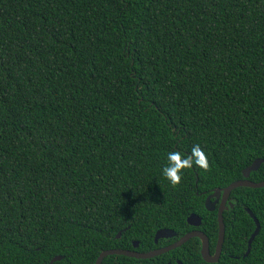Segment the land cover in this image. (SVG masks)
<instances>
[{
    "label": "trees",
    "instance_id": "16d2710c",
    "mask_svg": "<svg viewBox=\"0 0 264 264\" xmlns=\"http://www.w3.org/2000/svg\"><path fill=\"white\" fill-rule=\"evenodd\" d=\"M197 144L208 168L172 186L168 153ZM256 159L248 180L261 182L264 0H0V264L148 252L192 231L191 214L213 253L205 199ZM228 202L214 264H264V187H237ZM246 208L260 229L244 256ZM160 229L176 236L154 243ZM177 261L210 264L197 238L101 264Z\"/></svg>",
    "mask_w": 264,
    "mask_h": 264
},
{
    "label": "water",
    "instance_id": "95a60500",
    "mask_svg": "<svg viewBox=\"0 0 264 264\" xmlns=\"http://www.w3.org/2000/svg\"><path fill=\"white\" fill-rule=\"evenodd\" d=\"M262 162H263L262 159H256L255 161L252 162L251 165H249L248 167L243 169V171H242L243 179L234 181L222 189H216L210 195H208L206 197L205 208L208 211H214L215 210V204L219 203L218 208H217L218 236H217V242H216L213 254L210 253L207 236L204 233H202L201 231H190V232L186 233L185 235L181 236L180 238H178L175 242H173V243H171L165 247L154 249V250L144 252V253L137 252L134 249L133 250H124V249H107V250H104L96 258L95 264H101L102 260L105 257L110 256V255H123V256L132 257V258H136V259L153 258V257H156L158 255L167 253V252H169V251H171L177 247H180L185 242H187L190 238H194V237H198L201 241L200 255H201L202 259L206 263H210V264L216 263L219 260L221 250H222L223 241H224L225 225L223 222V212L225 209H227L226 204L227 203L230 204L228 202L229 196H230L232 190H234L237 187H250V188H263L264 187V181L252 182V181L248 180L249 174L252 171H256ZM245 210L247 211L249 216L253 219L254 224H255V229L247 241V249H246V252L244 254V256H247L249 251H250L252 241L254 240V238L257 236V234L259 232L260 224H259L258 220L255 218V216L253 215V213L248 208H246ZM187 223L193 227H199L201 225V218L195 214H191L187 218ZM120 236H121V232H119L116 235L117 238H119ZM175 236H176L175 232H173L170 229H160L154 235V243H157L159 239H170V238H173ZM137 246H138V243L134 242L133 248H137ZM61 258H62L61 256L54 257L50 261V263H52L54 261H58ZM178 264H182V263L179 262Z\"/></svg>",
    "mask_w": 264,
    "mask_h": 264
},
{
    "label": "clouds",
    "instance_id": "9594fccd",
    "mask_svg": "<svg viewBox=\"0 0 264 264\" xmlns=\"http://www.w3.org/2000/svg\"><path fill=\"white\" fill-rule=\"evenodd\" d=\"M208 166L207 156L197 144L191 148L188 155L177 151L169 152L167 164L162 169V175L172 186H178L185 170H192L194 167L206 170Z\"/></svg>",
    "mask_w": 264,
    "mask_h": 264
},
{
    "label": "flooded vegetation",
    "instance_id": "af4514ba",
    "mask_svg": "<svg viewBox=\"0 0 264 264\" xmlns=\"http://www.w3.org/2000/svg\"><path fill=\"white\" fill-rule=\"evenodd\" d=\"M213 200V199H212ZM218 204L219 203H216L215 204V209L217 210V208H218ZM192 231H201L199 228H197V227H195ZM202 232V231H201ZM203 233V232H202ZM194 238H197V239H199L198 237H194ZM199 241H200V239H199ZM173 242H175V241H173ZM172 242V243H173ZM208 243H209V240H208ZM171 244V243H170ZM200 247H201V241H200ZM210 249V248H209ZM214 253V252H213ZM213 253H211V254H213ZM179 263V261H177V264ZM213 264V263H212Z\"/></svg>",
    "mask_w": 264,
    "mask_h": 264
}]
</instances>
